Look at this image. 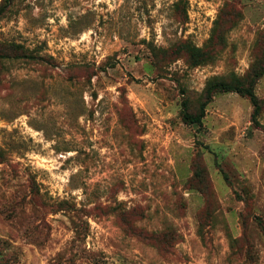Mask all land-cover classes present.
<instances>
[{"label":"rangeland","instance_id":"obj_1","mask_svg":"<svg viewBox=\"0 0 264 264\" xmlns=\"http://www.w3.org/2000/svg\"><path fill=\"white\" fill-rule=\"evenodd\" d=\"M0 264H264V0H0Z\"/></svg>","mask_w":264,"mask_h":264},{"label":"trees","instance_id":"obj_2","mask_svg":"<svg viewBox=\"0 0 264 264\" xmlns=\"http://www.w3.org/2000/svg\"><path fill=\"white\" fill-rule=\"evenodd\" d=\"M215 92H229L235 93L242 97H246L252 106L251 121L255 127H258L257 116L260 110V103L252 89L240 86L238 84H229L226 82L213 83L206 88L205 101L200 104L198 113L195 115H191L190 113H188V101L186 99H183L181 102V117L183 122L187 125H194L200 123L205 115V107L211 101L212 95Z\"/></svg>","mask_w":264,"mask_h":264}]
</instances>
